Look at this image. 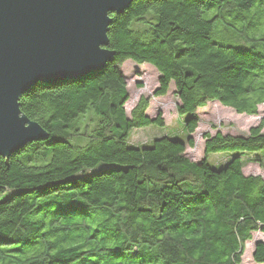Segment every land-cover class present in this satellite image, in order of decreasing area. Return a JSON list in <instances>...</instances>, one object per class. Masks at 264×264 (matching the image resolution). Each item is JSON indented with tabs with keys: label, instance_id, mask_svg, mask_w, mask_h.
Segmentation results:
<instances>
[{
	"label": "trees",
	"instance_id": "trees-1",
	"mask_svg": "<svg viewBox=\"0 0 264 264\" xmlns=\"http://www.w3.org/2000/svg\"><path fill=\"white\" fill-rule=\"evenodd\" d=\"M110 16L112 62L19 99L48 138L0 156V194L12 193L0 200V264H241L264 233V178L243 171L246 160L264 169V118L244 135L206 132L199 162L186 151L209 102L250 116L264 105V0H137ZM128 60L160 74L154 97L174 84L186 142L130 144L133 129L165 121L147 116L146 96L128 115ZM253 260L264 263V242Z\"/></svg>",
	"mask_w": 264,
	"mask_h": 264
},
{
	"label": "water",
	"instance_id": "water-1",
	"mask_svg": "<svg viewBox=\"0 0 264 264\" xmlns=\"http://www.w3.org/2000/svg\"><path fill=\"white\" fill-rule=\"evenodd\" d=\"M135 1L0 0V156L48 138L22 114L20 97L40 82L82 77L112 62L110 14Z\"/></svg>",
	"mask_w": 264,
	"mask_h": 264
},
{
	"label": "rangeland",
	"instance_id": "rangeland-1",
	"mask_svg": "<svg viewBox=\"0 0 264 264\" xmlns=\"http://www.w3.org/2000/svg\"><path fill=\"white\" fill-rule=\"evenodd\" d=\"M214 39L222 44L232 43L229 40L223 39L221 36H215ZM121 71L126 77L130 94V100L125 106L128 115H130L132 108L140 97L146 96L151 98L147 115L151 118H156L162 113L165 121V127L150 125L144 128L133 129L130 136V144L133 146L148 147L155 138L165 136L186 142L187 134L183 129L184 117H181L177 111L179 99L174 84L172 83L170 85L166 96L154 97L153 93L158 86L160 74L151 64H138L133 60H128L122 65ZM197 114L201 120L196 133L192 135L196 141V145L193 149L188 148L186 155L193 161L199 162L204 158V134L206 132L212 135L217 132L231 135L247 134L252 126L258 125L264 118V105L259 107V113L257 115L250 116L237 114L232 108L223 106L218 102H209L206 107L199 109ZM230 155V153L226 152L211 154L208 157V163L212 168L220 169L226 164ZM104 167L106 165L101 164L96 170L100 171ZM243 171L246 175H261L264 178V169L257 163L246 160ZM80 175L83 176V174ZM11 194L10 191L0 194V200L10 197ZM259 240L264 242V233H253L252 240L248 241L245 245V253L241 264H261L253 260L254 247Z\"/></svg>",
	"mask_w": 264,
	"mask_h": 264
},
{
	"label": "bare ground",
	"instance_id": "bare-ground-1",
	"mask_svg": "<svg viewBox=\"0 0 264 264\" xmlns=\"http://www.w3.org/2000/svg\"><path fill=\"white\" fill-rule=\"evenodd\" d=\"M253 243H254V241H253Z\"/></svg>",
	"mask_w": 264,
	"mask_h": 264
},
{
	"label": "crops",
	"instance_id": "crops-1",
	"mask_svg": "<svg viewBox=\"0 0 264 264\" xmlns=\"http://www.w3.org/2000/svg\"><path fill=\"white\" fill-rule=\"evenodd\" d=\"M150 107V106H149ZM149 109V108H148Z\"/></svg>",
	"mask_w": 264,
	"mask_h": 264
}]
</instances>
